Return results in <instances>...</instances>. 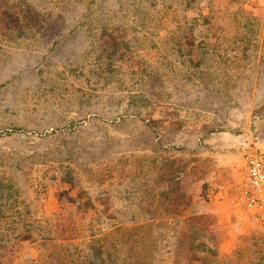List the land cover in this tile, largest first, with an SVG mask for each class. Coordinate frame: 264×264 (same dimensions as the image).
<instances>
[{
	"label": "rangeland",
	"instance_id": "1",
	"mask_svg": "<svg viewBox=\"0 0 264 264\" xmlns=\"http://www.w3.org/2000/svg\"><path fill=\"white\" fill-rule=\"evenodd\" d=\"M251 149L264 0H0V264H264Z\"/></svg>",
	"mask_w": 264,
	"mask_h": 264
},
{
	"label": "built area",
	"instance_id": "2",
	"mask_svg": "<svg viewBox=\"0 0 264 264\" xmlns=\"http://www.w3.org/2000/svg\"><path fill=\"white\" fill-rule=\"evenodd\" d=\"M247 180L243 186L238 204L244 209L254 211L264 224V154L257 149L247 153Z\"/></svg>",
	"mask_w": 264,
	"mask_h": 264
},
{
	"label": "trees",
	"instance_id": "3",
	"mask_svg": "<svg viewBox=\"0 0 264 264\" xmlns=\"http://www.w3.org/2000/svg\"><path fill=\"white\" fill-rule=\"evenodd\" d=\"M1 194H2V196H0V197L3 198V196H5V194L2 191H1ZM193 248L195 250L196 249L204 250L205 252H207V253H209L210 255H213V256H217L218 255V250L214 246L209 245L206 242H198V243L195 242V243H193Z\"/></svg>",
	"mask_w": 264,
	"mask_h": 264
},
{
	"label": "crops",
	"instance_id": "4",
	"mask_svg": "<svg viewBox=\"0 0 264 264\" xmlns=\"http://www.w3.org/2000/svg\"><path fill=\"white\" fill-rule=\"evenodd\" d=\"M246 180H247V170H246V176H245V179H244L243 186L246 184ZM242 190H243V188H242ZM241 193H242V191H241ZM247 211L251 212L252 214L255 213L254 211H250V210H247Z\"/></svg>",
	"mask_w": 264,
	"mask_h": 264
}]
</instances>
